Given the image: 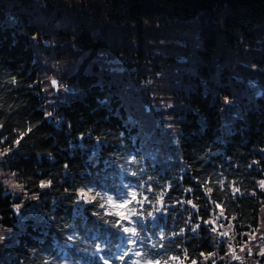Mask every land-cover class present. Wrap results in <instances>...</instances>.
I'll use <instances>...</instances> for the list:
<instances>
[{
    "label": "trees",
    "instance_id": "16d2710c",
    "mask_svg": "<svg viewBox=\"0 0 264 264\" xmlns=\"http://www.w3.org/2000/svg\"><path fill=\"white\" fill-rule=\"evenodd\" d=\"M148 1L106 3L115 12L123 10L118 18L142 29L143 16L153 22L158 13L143 10ZM155 1L170 8V21L198 20L204 45L200 53L208 60L220 33L228 45L239 30L245 39L253 37L237 7L264 16V0ZM19 5L29 7L30 0H0V145L9 152L6 168L21 187L41 199L48 217L41 223L26 222L16 234L10 258L0 264H77L88 259L91 249L118 244L126 225L104 193L123 186L132 188L129 208L135 231L151 234L152 264L199 262L211 253L207 221L214 208L233 231L256 226L264 199L256 185L264 178V99L240 108L230 130L223 132L219 107L230 90L214 91L206 67L205 81L189 74L197 82L188 81V88L179 90L183 107L176 120L182 166L169 169L162 160L144 156L136 119L97 73L79 69L70 74L78 95L57 105L54 120L45 116L30 45L38 25ZM225 5L231 9L219 17L216 11ZM10 13L21 17L7 23ZM74 41L93 48L103 43L83 25ZM259 61L264 66V47ZM6 190L0 186V215L11 225L13 195Z\"/></svg>",
    "mask_w": 264,
    "mask_h": 264
},
{
    "label": "rangeland",
    "instance_id": "374dc122",
    "mask_svg": "<svg viewBox=\"0 0 264 264\" xmlns=\"http://www.w3.org/2000/svg\"><path fill=\"white\" fill-rule=\"evenodd\" d=\"M145 6L144 11L158 13L153 22L143 16L142 29L118 18L123 10L115 12L106 0H30L29 7L20 6L18 10L28 12L27 16L38 25L36 32L30 34V45L47 118L54 120L57 105L78 95L70 74L79 69L97 73L120 96L128 116L136 119L144 156L154 162L162 160L169 169L180 168V129L176 120L182 115L183 105L178 99L179 90L187 89L188 81L197 82L189 74L205 81L202 68L206 67L210 77L207 83L214 85V91H220V87L230 90L229 95H223L219 107L223 132L230 130V122L240 108L264 99V66L259 61L264 47V16H251L248 9L237 7L236 12L245 16V25L253 37L245 39L239 30L233 45H228L220 33L208 60L200 53L204 45L197 19L170 21L168 6L155 0ZM230 9L225 5L216 13L222 17ZM17 17L21 14L10 13L5 21L13 23ZM81 25L93 39L100 38L103 43L93 48L75 42ZM8 154L0 145V186L13 195L14 215L11 225H6L0 215V260L10 258L16 234L26 222L41 223L48 217L41 199L21 187L6 168ZM256 185L264 192V178H259ZM131 189L120 187L108 197L126 222L124 238L118 244H103L99 252L91 249L88 259L77 264L149 263L152 252L146 245L148 241L132 225L127 204ZM207 226L213 245L211 253L199 262L175 259L168 264H264V199L258 222L251 229L233 231L218 208L212 211Z\"/></svg>",
    "mask_w": 264,
    "mask_h": 264
}]
</instances>
